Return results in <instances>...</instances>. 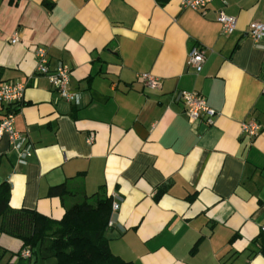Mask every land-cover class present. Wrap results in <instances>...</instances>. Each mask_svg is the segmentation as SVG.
<instances>
[{"label":"crops","instance_id":"0c3cea01","mask_svg":"<svg viewBox=\"0 0 264 264\" xmlns=\"http://www.w3.org/2000/svg\"><path fill=\"white\" fill-rule=\"evenodd\" d=\"M220 10L236 17L231 34ZM252 22H264V0H213L204 13L179 0H0V82L24 86L15 128L33 149L20 165L0 137L9 207L59 220L79 194L51 187L103 190L119 205L110 251L132 264H264V38L253 41ZM194 46L205 53L200 72L186 64ZM37 48L49 71L69 67L77 104L36 72ZM180 91L205 98L212 125L188 120ZM7 111L0 104V120ZM249 119L261 125L255 138L240 133ZM21 246L0 233L3 262Z\"/></svg>","mask_w":264,"mask_h":264},{"label":"trees","instance_id":"16d2710c","mask_svg":"<svg viewBox=\"0 0 264 264\" xmlns=\"http://www.w3.org/2000/svg\"><path fill=\"white\" fill-rule=\"evenodd\" d=\"M80 196H79V195ZM48 195L78 198L68 205L61 219L54 220L35 210H13L8 205L10 186L0 183V233L21 241L17 261L0 264H32L37 259L53 264H132L114 255L108 245V222L112 197L101 190L87 196L71 192L65 183L53 186ZM27 250L29 257H21Z\"/></svg>","mask_w":264,"mask_h":264},{"label":"built area","instance_id":"2783aa9c","mask_svg":"<svg viewBox=\"0 0 264 264\" xmlns=\"http://www.w3.org/2000/svg\"><path fill=\"white\" fill-rule=\"evenodd\" d=\"M213 0H179L181 8H188L194 11L204 13L209 4ZM216 22L221 25L224 34H231L236 29V17L226 14L223 11H218L215 17ZM248 34L254 42H259L264 38V22H252L249 25ZM18 41V35L13 33L10 38L12 44ZM36 56V72L38 74L46 75L49 84L59 96L67 102L77 104L79 102V94L69 91V75L70 69L68 66L58 63L54 70L49 71L46 51L43 48L35 50ZM205 61V53L203 49L194 46L190 50L186 64L192 67L195 72H200ZM137 79L147 88L156 89L161 85L159 78L149 74L140 73ZM24 86L20 83L14 82H0V104L7 105L8 111L5 117L0 120V137L6 136L10 147L17 153V162L20 165L27 164L29 157L32 155V145L28 138L22 132L15 128V116L17 114L15 105L19 104L23 97ZM262 94H264V86H262ZM177 98L184 105V113L190 122L203 119L206 125H212L216 112L206 102L205 98L193 91H180ZM261 130V125L253 120H245L240 124V133L249 138L258 136ZM93 136L87 138V142L93 141ZM112 197V196H111ZM119 205L112 201L111 217L108 226L113 225L112 216L118 210ZM264 231V227L261 228ZM21 257H29L27 250L21 251Z\"/></svg>","mask_w":264,"mask_h":264}]
</instances>
